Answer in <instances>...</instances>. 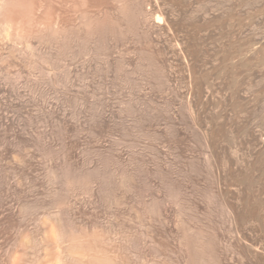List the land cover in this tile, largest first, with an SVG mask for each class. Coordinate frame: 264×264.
Instances as JSON below:
<instances>
[{
    "label": "rangeland",
    "instance_id": "rangeland-1",
    "mask_svg": "<svg viewBox=\"0 0 264 264\" xmlns=\"http://www.w3.org/2000/svg\"><path fill=\"white\" fill-rule=\"evenodd\" d=\"M16 246L264 264V0H0V264Z\"/></svg>",
    "mask_w": 264,
    "mask_h": 264
},
{
    "label": "bare ground",
    "instance_id": "bare-ground-1",
    "mask_svg": "<svg viewBox=\"0 0 264 264\" xmlns=\"http://www.w3.org/2000/svg\"><path fill=\"white\" fill-rule=\"evenodd\" d=\"M3 3V2H2ZM7 4V3H6ZM3 7V6H2ZM158 17V16H157ZM156 17V19L157 20H159L160 19V17H159V19ZM7 35V34H6ZM53 234V233H52ZM26 235H24V237H25ZM24 237H23V239H24ZM28 237V236H27ZM29 238V237H28ZM57 238V237H56ZM21 239V238H20ZM61 238H60V236H58V238L56 239V242H58L59 240H60ZM25 240H26V237H25ZM42 240V239H41ZM21 241V240H20ZM20 241L18 242V243H20ZM30 241V240H29ZM22 242V241H21ZM39 243H41V241L39 242ZM42 243H43V240H42ZM24 244L25 245H27V241H24ZM29 244H31V243H29ZM45 245V244H44ZM44 245H43V249L42 250H44ZM46 246V245H45ZM17 248H18V246H16V250L14 249L13 250V252H11V250L10 251H8L7 253H6V261H5V263L4 264H22L21 262H20V257H19V255H18V251H17ZM29 248H30V246H29ZM41 248H42V246H41ZM46 248V247H45ZM26 249H27V247H26ZM57 251H58V253H60L61 255L63 254V252H64V248H62L61 247V244L60 243H57V245H56V248H55ZM19 250V249H18ZM38 251V250H37ZM46 251H47V249H46ZM40 252V251H39ZM42 252H45V251H42ZM16 253H17V255H16ZM28 262H29V260L27 261V263L26 264H28ZM59 264H60V262H59Z\"/></svg>",
    "mask_w": 264,
    "mask_h": 264
}]
</instances>
